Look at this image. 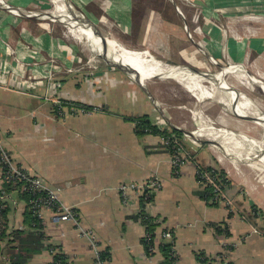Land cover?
I'll return each mask as SVG.
<instances>
[{"label":"crops","instance_id":"obj_1","mask_svg":"<svg viewBox=\"0 0 264 264\" xmlns=\"http://www.w3.org/2000/svg\"><path fill=\"white\" fill-rule=\"evenodd\" d=\"M68 1L91 19L77 4L79 0ZM132 2L112 0V17L116 18L122 9L129 13L128 3ZM131 10V21L121 25L132 30ZM9 18L10 14L0 7V30ZM45 32H39L40 36L31 42L15 41L9 45L0 37V146L14 164L41 177L47 186L63 187L60 200L74 209L77 224H52L46 211L41 231L44 239L28 264H98L88 241L80 234L81 228L96 233L100 251L108 254L106 264H201L198 255L207 258L209 264H264V238L252 230L255 224L251 226L240 218V213L253 206L264 213V197L257 195L261 193L238 180L242 177L239 166L245 161H235L218 151L229 159L232 165H228L211 148L206 154L191 147L194 160L174 177L170 157L161 149L162 138L136 136L134 123L125 119L147 115L162 128L175 127L170 124L168 113L158 104L155 106V98L145 86L133 83L122 72L88 77L59 70L58 63L70 67L72 61L63 59L65 43ZM19 73L31 74L34 80L43 79V85L21 87L13 77ZM47 76L62 88L46 87ZM46 93L47 97L51 95L48 100L44 99ZM53 99L85 104L93 111L68 113L60 118L54 113L53 104L57 103ZM164 112L167 115L161 123L156 115ZM197 165L224 170L233 183L244 187V194L255 195L251 196L254 205L248 200L230 207L209 206L198 194L201 187L195 175ZM152 174L159 175L162 188L146 213L159 217L164 224L156 230L158 241L161 242L160 231L166 230L163 227L172 233L169 243L174 247L175 260L170 263L160 250L152 255L146 253L142 244L145 231L138 217L144 207L139 199L125 206L117 191L121 184L141 183ZM232 192L236 193V189L232 188ZM19 203L15 209L9 206L12 217L8 213L7 232L24 227L20 214L24 206ZM215 225L226 228L227 234L217 233ZM54 252L65 260L54 263Z\"/></svg>","mask_w":264,"mask_h":264},{"label":"rangeland","instance_id":"obj_2","mask_svg":"<svg viewBox=\"0 0 264 264\" xmlns=\"http://www.w3.org/2000/svg\"><path fill=\"white\" fill-rule=\"evenodd\" d=\"M3 1L10 6L21 8L23 12V16H17L7 11L10 18L8 23L4 24L5 28L0 30V32L3 31L0 33L1 40H4L6 44H12L15 41L23 43L27 40L31 42L33 38L40 36L37 35L39 32L46 31L53 39L62 44L65 43L62 45L66 49L63 59L72 61H70L72 66L66 65V69L72 70L71 73H84L88 77H92L94 73L116 75L122 72L127 75L124 71L106 63L102 58H96V62L89 61L91 54L88 51H83L80 45L64 38L67 31L65 24L53 22L50 19L25 17L30 12L40 14L42 11L51 10L53 5L49 0ZM77 4L86 14L90 15L91 19L87 18L96 25L103 36L115 39L129 48L149 50L153 56L170 65L187 66L195 73H208L209 76H215L221 69L229 66L241 65L248 72L250 78L256 80L255 82L258 81V83L254 82L251 89L248 88L245 92L250 94V102L258 103L264 112V0H133L132 3H128L129 8H133V11L131 10L134 16L132 30L121 25V22L124 24L131 21L130 9L129 13L122 9L121 12H117L118 16L115 15L116 18H113L110 10L112 0H79ZM74 7L77 8L75 5ZM119 8L121 9V7ZM28 31L30 35L27 34ZM27 35L31 38L29 39ZM78 70L79 72H77ZM127 77L133 83H137L131 80L129 75ZM227 83L230 86H238L232 76L228 77ZM145 88L155 98L158 107L168 113L171 125L188 132L202 127L224 129L236 134L235 139L238 140L241 151L256 153L258 148L241 138L244 135L257 140L261 137L263 129L257 128L254 120L242 119L225 112L224 106L217 103L218 99L216 101L206 100L201 105L203 108L201 110L185 88L171 78L156 77L149 80L145 84ZM239 93L242 94V92ZM44 99L48 100L46 97ZM76 111L80 113L77 108ZM198 111H203L199 115L202 117L201 119L194 115ZM64 113L66 115L70 112L65 108ZM166 115L164 112L156 116L161 121V118L163 119V116L166 117ZM183 139L185 146H182L181 156L184 158V162L177 169V173L172 168V154L163 144L161 145V149L165 150L170 157L171 174L174 177L179 175L185 164L194 160L191 147L206 154L207 149L211 148L214 155H219L218 157L226 164L232 165L229 159L220 156L213 147L198 146L185 135ZM245 162L239 166L242 177L238 180L243 185L251 186L255 191L261 193L257 194L258 196L264 197V162L258 157ZM199 167L202 169L201 165H197L195 175L198 185L203 189L197 177ZM151 178H157L162 188V180L159 175L152 174L149 179ZM226 179L230 181V187L222 183L219 190L215 192L217 195L214 200L218 206L230 207L234 203L236 205L246 204L248 200H252L254 205L251 196L255 197V195L244 194L242 185L238 182L233 183L228 177ZM161 188H157L149 194L148 202L144 206L145 213ZM232 188L236 189V193L233 194ZM118 193L122 203L121 194L119 191ZM8 194L10 197L16 198L14 192ZM138 196L139 194L136 192L128 194L129 205L138 199L142 202L141 197ZM7 201V206L11 207L9 199ZM10 216L12 217V214ZM150 217L154 219L157 230L164 226L163 222L161 225L158 224L161 221L159 217ZM240 218L251 226L255 224L252 230L255 229V233L264 238V213L262 211L253 206L248 211L240 213ZM5 223L8 226L7 221ZM163 229L168 230L166 227ZM83 230L90 231V229ZM92 232L96 234L93 230ZM80 234L88 241L81 231ZM88 245L90 246L89 242ZM172 260L174 261L175 257ZM204 264H209L208 260Z\"/></svg>","mask_w":264,"mask_h":264},{"label":"bare ground","instance_id":"obj_3","mask_svg":"<svg viewBox=\"0 0 264 264\" xmlns=\"http://www.w3.org/2000/svg\"><path fill=\"white\" fill-rule=\"evenodd\" d=\"M49 1L53 5L51 10L42 11L40 14L30 12L25 17L50 19L53 22L65 24L67 31L64 38L72 40L78 46L80 45L83 51H88L91 54L89 61L96 62V58H102L108 64H118L130 68L138 73L143 86L156 77L171 78L185 88L186 92L195 99L196 106H199L201 110H203L201 105L206 100L216 101L218 99L217 103L224 106L225 112L242 119L254 120L257 124L256 127L263 129L261 137L259 135L258 140L245 135L241 138L258 148L255 154L250 151H241V146L235 139L236 134L224 129L202 127L193 131V135L196 140L208 139L211 142H218L222 149L213 146L214 150L221 151L235 161H249L258 157L264 162V112L258 103L250 102V94L245 92L246 89H251L256 80L250 78L248 72L241 65L221 69L215 76H209L208 73L198 75L183 66L170 65L153 56L146 49L129 48L109 37H106V42L103 43L89 21L73 11L66 0ZM0 7L17 16H23L21 8L10 6L3 0H0ZM129 76L131 80H137L134 73L129 74ZM229 76L237 81V87L228 85ZM227 96L228 98H226ZM201 112L203 111H198L194 115L201 119L202 117L199 116Z\"/></svg>","mask_w":264,"mask_h":264},{"label":"built area","instance_id":"obj_4","mask_svg":"<svg viewBox=\"0 0 264 264\" xmlns=\"http://www.w3.org/2000/svg\"><path fill=\"white\" fill-rule=\"evenodd\" d=\"M18 65V64H17ZM58 68L61 71H69L72 72L71 69H66V64L64 63H58ZM31 74H25V73H19L18 75H14L15 81H17L18 85L21 87H25L27 89L29 88H35L37 86L43 85L42 80L38 79L34 80L33 76H30ZM33 78V79H32ZM46 78L49 79L46 87L49 85L55 86L57 89L62 88L60 83L53 84L51 81V76H47ZM49 94L46 93V98ZM52 102L57 103L58 105L61 103L58 99H53ZM80 112H89L85 111L82 108H79ZM164 118H161V123H163ZM157 121H159V118L157 117ZM157 126L160 123L154 121ZM165 126V125H164ZM162 144L168 148V152L172 154V168L175 169V172L177 173V169L183 164L184 158L181 156L182 152V146H185L184 139H178L175 136L171 135L167 138V140H164ZM197 177L199 183L204 187L205 185H209L214 189V192L218 191L220 188V185H222V181L219 182L215 180L214 175H210L208 172L203 171L199 167V171L197 169ZM3 182L11 183L13 185L20 184V190L19 191H28L32 194H36L37 196L30 200V209L33 211L34 215L41 221V225L45 222V212L48 211L50 213L49 215V222L52 224H60L65 222H73L77 224V214L74 211V209L70 206L65 205L60 200V193L63 191V187H49L46 185V183L42 180L41 177L31 174L28 172L25 168L18 166L14 164L5 154L2 147L0 146V184ZM157 188H161L160 181L157 178H151L148 180H145L141 183H129V184H121L117 187V190L121 194L122 203L125 205L129 204L128 200V194H131L133 192H136L139 194L138 197H141L143 200H147L149 194L153 193L154 190ZM9 199L11 203L12 208H17L19 206V201L16 198L10 197V195L1 190L0 195V234L3 232L5 226H4V220L2 216V209L6 208L7 200ZM145 202V204L147 203ZM144 204V206H145ZM139 219H141L139 217ZM154 220V219H153ZM161 220V219H160ZM159 225L162 224V220L159 221ZM33 226V225H32ZM26 229L24 226H20L19 229L23 230ZM34 227L30 229V231H34ZM82 235L86 236L88 239V242L90 243V249L95 255V258L97 260L98 264H106L105 260L101 259V251L99 249L98 245V238L96 234L92 232V230L85 232L83 229H80ZM145 241H149V236L147 237L144 235ZM160 240L161 242H170L172 240V233L169 230H164L160 234ZM160 241H158L156 238L153 240V246L149 248L150 251H155L157 249L158 244ZM172 253H171V259L175 257V251L174 247L172 246ZM53 253V250H52Z\"/></svg>","mask_w":264,"mask_h":264},{"label":"trees","instance_id":"obj_5","mask_svg":"<svg viewBox=\"0 0 264 264\" xmlns=\"http://www.w3.org/2000/svg\"><path fill=\"white\" fill-rule=\"evenodd\" d=\"M53 107L54 113L60 118L64 117L65 115L64 108H67L71 114L78 113V111H76V108L77 110L79 108H82L85 111H93L92 107L88 105L75 102L70 103L67 101H62L59 105L53 104ZM125 119L134 123L135 134L139 137L148 134L159 136L160 138H162V142L164 140H167V138L171 135L175 136L178 139L183 138V133L181 131L169 127L167 129L159 127L154 124L153 120L147 115L126 117ZM168 148L169 146L166 149L168 150ZM202 169L205 172H208L210 175H214L215 180L219 182L222 181L224 185L230 187L231 183L228 179H226L227 175L224 170L212 166H202ZM20 184L21 183L13 185L11 183L6 182L0 184V195L1 190L7 193L14 192L16 194V198L21 202V205L24 206L22 211H20V214H22L23 217V225L26 227V229L24 230L15 229L11 232H7L5 221H7L9 206L6 205V208L2 209V216L5 228L0 234V264H28L30 258H32V256L36 254V252L40 249V240L44 239L43 233L41 232L43 229L41 221L34 215L33 211L30 209V200L34 199L37 195L32 194L28 191H19ZM198 194L200 198L205 201L209 206H218V204L214 200L217 194L214 192V189L211 186L205 185L203 189L201 188V191ZM145 202L147 201L142 199V207H144ZM138 217L141 218L140 221L142 226L144 227L145 235L147 237L149 236L150 238L148 242L145 241V238H143L142 244L145 247L146 253L148 255H152L153 251H150L149 248L153 246V240H155L156 238L157 227L154 223L153 218L150 217L143 210L140 211ZM32 227H34V231H30ZM214 228L217 233L223 232L227 234L226 228L222 229L218 225H215ZM1 242H3L2 245ZM172 246L173 245L169 242H160L156 249L161 251L164 258L169 263L173 261L171 259ZM107 258V252H101V259L106 260ZM197 259L200 261L201 264H204L208 260L207 258L199 257V255ZM64 260L65 258L60 253L56 254V252H54V263L62 262Z\"/></svg>","mask_w":264,"mask_h":264},{"label":"water","instance_id":"obj_6","mask_svg":"<svg viewBox=\"0 0 264 264\" xmlns=\"http://www.w3.org/2000/svg\"><path fill=\"white\" fill-rule=\"evenodd\" d=\"M66 1H67L68 4L71 6V8H72L73 11H75L76 13H78L79 15H81V17H82L83 19H86L87 21H89V23L92 25V27H93L95 33L100 37V39L103 41V43H105V42H106V37H104V36L98 31L96 25H95L92 21H90L88 18H86V16L83 15V14H82L77 8H75V7H74V4H72V3H71L70 1H68V0H66ZM28 18H30V17H28ZM110 65H113V66L116 67L117 69L124 71L127 75H129V74H131V73H134V74L137 76V80H136V82H137L138 84L142 85L141 80H140V76H138V73H136V72L133 71L132 69L127 68V67H124L123 65H118V64H110ZM197 73L203 75V73H200V72H197ZM153 101H154L155 106H157L156 101H155V100H153ZM171 127H173V126H171ZM174 129H177V130L181 131V132L183 133V135H185V136L189 137L190 139L196 141V142L199 143L200 145H203V144H210V145H213V146L218 147L219 149H220V148L222 149V147H221L217 142H210V141H208V140H196L195 137H194V135H193V132L183 131L182 129H180V128H176V127H174ZM221 149H220V150H221Z\"/></svg>","mask_w":264,"mask_h":264}]
</instances>
